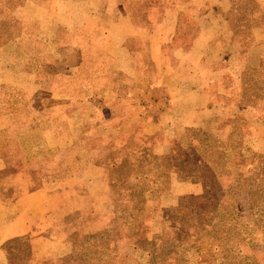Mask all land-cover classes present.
<instances>
[{
  "label": "trees",
  "instance_id": "1",
  "mask_svg": "<svg viewBox=\"0 0 264 264\" xmlns=\"http://www.w3.org/2000/svg\"><path fill=\"white\" fill-rule=\"evenodd\" d=\"M25 1L27 0H0V47H6L14 41L12 48L26 59L24 68L28 72L44 70L51 75L40 91V102L48 99L54 92L61 91L67 95L60 117L59 113L57 116L50 115L52 108L49 110L48 104L37 115L38 126H50L52 133L60 137L62 143L27 165L19 150L18 138L20 142H26L23 146L27 148L39 143L38 134L29 131L30 125L27 123L30 115L29 102L19 90L2 86L0 157L8 160V168L29 171L30 175L31 171L36 172V166L45 165L47 174L38 172L36 175L41 184L30 189L39 188L44 183L53 187L61 181H77V190L81 192L84 207L80 212L66 211L65 214L56 215L59 220L55 226L59 228V223L64 222V219L76 220V213L123 215L121 220H128L132 225L133 247L146 251L149 264H179L175 251L170 250L167 254L161 252L162 244H158L160 241L157 235L161 233L162 226L186 235L187 240L180 248L186 259L179 260L180 264H236L240 258L248 257L241 254L240 242L249 246L264 244V146L258 149L250 143L254 138L251 132L253 125L264 124V117L250 116L245 112L246 107L253 102L264 103V51L261 54L259 51H251L256 44L254 29L261 31L259 44L264 46V0H232L228 13L231 19L229 40L222 39L226 49L217 62L211 61L208 66L211 72L220 70L219 74L208 79L205 86L208 104L221 103L237 108V113L220 119L214 131L186 126L181 133H170L158 127L147 137L149 143L133 144L128 130L113 131L111 141L104 151L97 153L96 162L90 164L85 171L77 169L73 176L68 175L69 165L64 160L67 155L72 154L71 160L79 161L81 154L77 149L86 148L78 142L81 141L84 125L91 121L92 115L87 107L91 105L92 97L98 94L92 83L99 79L106 84L112 77L109 82L120 86L118 77L122 74L115 72L111 76L109 73L112 72H108V69L99 70L98 73L97 69H91L92 74H88L90 63L101 60V57L98 60L97 52L94 55L88 52L84 59L85 69L76 76H66L49 69L53 59L45 52L35 34L28 30L29 26L36 28L35 24L27 25L15 14L16 8ZM175 2L176 0H124V6L132 25L151 31L164 9ZM237 2H243L244 6L253 2L241 17L251 18L249 27L246 26V20H239L232 15L235 11L233 4ZM186 20L185 17H180L178 23ZM194 36L195 33L188 27L178 25L170 41L162 48L164 51L173 47L187 50ZM126 42L132 53L143 50L145 46L133 37H129ZM230 42L239 45L236 52ZM101 61L105 64L104 59ZM144 62L147 70L148 61ZM68 118L72 119L71 126ZM78 122L79 125L76 126ZM238 145L250 156L226 153L227 147L234 149ZM247 165H251L250 171H246ZM221 167L228 168L231 173L228 185L223 188L225 202H221L217 195L219 183L216 172ZM30 175L26 176L31 183L35 176L32 178ZM174 182L198 183L201 192L195 195H175L172 190ZM239 193L249 195L246 216L241 212L243 206L237 205L235 199V195ZM94 196L98 203H93L94 199L91 197ZM162 199L166 201L165 206L160 204ZM180 207L183 208L182 211ZM85 218V226L72 225L70 222L63 224L62 237L69 250L55 260L46 261V264H99L108 258L111 261L109 263L108 260V264H124L120 262L119 256L114 255L111 234L115 227L108 230L104 226L90 224L88 216ZM145 223H150L151 228L142 226ZM76 241L81 242L80 247L86 248L84 254L80 255L77 251L74 253ZM167 246L170 247V244ZM1 249L5 253L7 264L30 262L31 249L27 235L4 241ZM250 263L252 264L251 261Z\"/></svg>",
  "mask_w": 264,
  "mask_h": 264
},
{
  "label": "crops",
  "instance_id": "2",
  "mask_svg": "<svg viewBox=\"0 0 264 264\" xmlns=\"http://www.w3.org/2000/svg\"><path fill=\"white\" fill-rule=\"evenodd\" d=\"M231 6L232 0H176L172 6L164 9L151 31L132 25L124 0H27L16 8L15 14L23 23L35 24V38L54 62L63 65L60 73L76 76L83 70L88 52L93 50L90 53L94 55L97 52L98 60L99 57L105 60V64L101 60L94 62L93 69H97V73L108 69V72H112L109 73L111 76L115 72L122 74L127 89L123 90L124 98L121 100L125 112L132 116H123L122 120L118 118L114 121L117 124L111 126L99 117L102 116L100 112L95 118L96 125L108 126V134H112L116 130H128L138 123V134L147 138L158 127L170 133H181L186 126L214 131L220 119L238 112L237 108L221 103L208 104L204 92L208 79L220 73V70L211 72L208 66L211 61L217 62L226 49L222 39L229 40L228 13ZM180 17H185L186 22L178 23ZM178 25L196 29L190 47L187 50L173 47L164 51L162 46L170 41ZM59 28L69 36L67 52L63 55L54 48ZM261 36V31L254 29L253 38L257 46L251 48L252 52L259 51L261 54L264 51V46L259 44ZM129 37L145 44L144 49L132 53L126 42ZM12 43L0 47V89L8 86L19 90L30 103L29 100L38 99L51 75L44 70L28 72L24 68L26 59L13 50ZM230 44L234 45L236 52L239 45L234 42ZM144 60L149 64L147 70ZM108 80H112V77ZM109 81L104 84L95 79L92 83L98 93L91 99L95 110L118 103L119 86ZM66 102L67 95L58 91L41 101L37 107L39 109L29 108V131L38 134L39 143L27 148L23 146L26 142H20L18 138L19 150L27 165L61 145L62 139L52 133L50 126H38L37 115L48 104L49 110L52 108L50 115L57 116L59 113L60 117L61 107ZM49 121L46 123L49 124ZM68 121L71 126L72 119L68 118ZM75 125L78 126L79 122ZM258 134H254L252 146L259 149L263 145L255 142ZM8 164V160L0 157V172L7 169ZM25 175L23 170H14L1 178L2 185L22 190L11 199L0 195V264H7L1 244L23 235L29 237L31 259L28 264H46L50 259L65 255L69 246L64 242L62 231L55 226L59 220L56 215L65 214L66 211L80 212L84 207L77 181L65 180L53 187L44 183L39 188L27 189L26 180H23ZM27 182H30L28 178ZM172 190L175 195H195L201 192V187L198 183L174 182ZM65 197L68 203L77 205L65 209ZM91 198L94 204L98 203L96 196ZM160 203L165 206L166 201L162 199ZM139 251L129 245L122 249L121 254L135 257Z\"/></svg>",
  "mask_w": 264,
  "mask_h": 264
},
{
  "label": "rangeland",
  "instance_id": "3",
  "mask_svg": "<svg viewBox=\"0 0 264 264\" xmlns=\"http://www.w3.org/2000/svg\"><path fill=\"white\" fill-rule=\"evenodd\" d=\"M241 1V0H240ZM252 3H247L245 6L243 4V2L240 3H235L233 4V8L235 9V11L232 12V15H234L235 18H238L239 20H246V26H250L251 25V18L250 17H244L241 18L243 16V14L247 13L246 11L248 10V7L252 6ZM263 17V16H262ZM229 19V17H228ZM229 21L231 22V19H229ZM233 23V22H232ZM243 23V22H241ZM239 25V23H238ZM28 30L35 34L36 32V28L33 26H29ZM190 30L192 32H195L196 29H192L190 28ZM68 34L61 28H59L56 32L55 35V39H54V48L55 50H57L58 52H60L62 55L65 54L67 52L66 46H68V42H69V38H68ZM53 46V45H52ZM44 48V47H43ZM45 50V49H44ZM90 52H93L90 51ZM89 52V53H90ZM93 55V53H90ZM85 64L83 62L82 68L83 70L85 69ZM94 66V62L92 61L90 63V69L88 67L87 69V73L88 74H92L91 69H93ZM51 70H53L55 73H60V70H63V65L61 63H57V62H53L52 67L49 68ZM126 80L124 79V77L120 76L118 77V83H120L119 86V91H118V103L117 105L114 104V106L109 107V106H104L103 108H98L97 110L94 109V107H92L91 105H88L87 107V111L90 113L91 112V121L87 122L84 125V131H83V135L81 138V141L78 142V144L80 145H84V147H86L84 150H79V148L77 149L78 152H80V160L79 161H72V154H69V156L67 155L65 158V162L67 165H69V174L73 176L74 172L78 170H87V168L90 166V164L95 163L97 160V153H102L104 151V149L107 146V143H109L111 141V134H108V126L107 127H99L98 125H96V116H99V113H102V116H99L100 118H103L105 121H108L107 123L110 124L111 126L116 125L117 123L114 122L116 120H118V118L120 120H122L123 116H126L128 118V115L130 113H126V109L124 107L123 101L121 99L124 98L123 96V90H126V85L124 82ZM46 98V97H45ZM48 98V97H47ZM31 101L29 103V108L33 109V110H37L39 108L38 105L40 103L39 101V96L38 99L37 97L33 100H29ZM246 111L248 115H255V116H263L264 117V103H251V105L246 107ZM129 116H132V114H130ZM139 124L138 123H134L132 125V127H130V129H128L130 135H131V142L133 144H137L140 142L143 143H149V138H143L142 136H140L139 133ZM254 127H252L251 132H253V134L259 132L258 137H257V141H255L257 144L258 142L261 143L264 146V124H258L253 125ZM127 136V135H126ZM126 136H124L126 138ZM109 137V138H108ZM254 140V139H253ZM252 140V141H253ZM252 143V142H250ZM254 145V144H253ZM262 146V147H263ZM233 147V146H232ZM261 147V148H262ZM72 148V147H71ZM74 148L76 149V146H74ZM65 150V149H64ZM69 150V149H67ZM226 153L228 154H235V155H239L242 154L245 157L250 156L249 153L245 152L243 149H241V147L235 146L234 149L231 147H227L225 149ZM67 152V151H66ZM64 153V152H63ZM62 153V154H63ZM64 156V155H62ZM64 164V163H63ZM62 164V165H63ZM251 165H247V170L246 171H250ZM36 168H38L35 172L31 171V175L29 171H26L25 174H29L32 178L34 177L35 180L33 182H27V177L24 176L23 180H26V188L30 189V188H34L35 186H37L41 181L39 180V177H37L36 175L38 174V172H40L43 175H46V169H45V165L44 164H40L38 166H36ZM11 171H14L11 168H7L4 171L0 172V195L5 198V199H11L13 198L17 192H20L22 189L17 187H12V186H4L2 185L3 182H1V178L5 175L10 173ZM245 172V170H244ZM35 173V174H33ZM231 173L229 172L228 168H219L218 171L216 172V178L218 180L219 183V189L217 191V195H218V199L221 202H225V197L223 194V188L228 185L230 179H231ZM29 176V177H30ZM68 177V176H67ZM24 180V182H25ZM73 181V180H72ZM41 184V183H40ZM39 184V185H40ZM19 186V185H17ZM249 195L245 194V193H239L237 195H235V199L237 202V205L239 204L240 206H243V208L241 209V212L243 213V216L247 215V210H246V201L248 199ZM66 200L64 199V208L65 209H70L75 207L77 204L75 203H68L67 201V197H65ZM89 199V198H88ZM161 204V203H160ZM90 206V204H89ZM88 206V207H89ZM162 206V205H161ZM181 211L183 210L182 207H180ZM180 211V212H181ZM76 220H62L64 222H60V227L59 229L61 230L63 228V224L66 222H70V224L72 225H82L85 226V216H88V221L90 224H97L100 227L104 226L106 227V229H112L113 227H115L114 231H112L111 237H112V242L114 245V255L119 256L120 262H124V264H149V259H148V255L146 253V251H142L140 250L139 253H136V256L133 257L131 255H126V254H121L122 249H124V247L132 245L134 242V236H133V229H132V225L131 223L126 221H122L120 217H122L123 215H112L111 213L106 214L104 213V215H87L86 213L83 214H78L76 213ZM137 216H142L144 217L145 215H137ZM165 216V215H164ZM185 220H188L185 217ZM96 221H100V222H96ZM67 225V224H66ZM142 226H145L147 229L151 228V224L150 223H145L142 224ZM145 235H148L147 232H145ZM140 239L142 241L143 239ZM77 237V236H76ZM75 237V238H76ZM156 237V236H155ZM157 237L159 238V245H161V252L163 254H167L168 251L173 250L177 253L176 261L180 264L179 260H184L185 258V254L183 252L180 251V248L182 247V243L186 242L187 238L186 235L184 233H182L181 231H173L171 228L167 227V229L162 226V230L161 233L159 235H157ZM156 237V238H157ZM81 242H77L76 244L77 246H73V251L74 253L77 251L80 255L84 254L86 251V248H84V246L80 247ZM170 244V247H168L167 245ZM133 246V245H132ZM239 250L241 252L242 255H246L248 256L247 258H240L238 261L236 262V264H251L250 261L252 262V264H264V244L262 245H258V246H249L248 244H245L244 242H240L239 244ZM110 251H109V257L111 258L112 256L110 255ZM217 260V258H215ZM108 259H104V261H100L99 264H108ZM135 261V262H134ZM111 261L109 260V263ZM185 264V263H183Z\"/></svg>",
  "mask_w": 264,
  "mask_h": 264
}]
</instances>
